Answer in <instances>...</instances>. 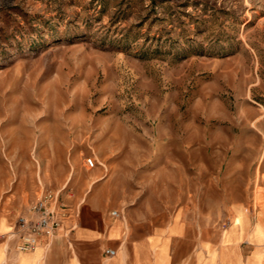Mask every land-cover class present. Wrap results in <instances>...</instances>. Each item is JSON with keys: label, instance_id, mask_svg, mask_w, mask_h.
<instances>
[{"label": "rangeland", "instance_id": "1", "mask_svg": "<svg viewBox=\"0 0 264 264\" xmlns=\"http://www.w3.org/2000/svg\"><path fill=\"white\" fill-rule=\"evenodd\" d=\"M169 171L264 206V0H0V208Z\"/></svg>", "mask_w": 264, "mask_h": 264}, {"label": "crops", "instance_id": "2", "mask_svg": "<svg viewBox=\"0 0 264 264\" xmlns=\"http://www.w3.org/2000/svg\"><path fill=\"white\" fill-rule=\"evenodd\" d=\"M167 173L122 198L116 182L96 183L29 249L16 219L35 214L0 208V264H264V206L243 182Z\"/></svg>", "mask_w": 264, "mask_h": 264}, {"label": "built area", "instance_id": "3", "mask_svg": "<svg viewBox=\"0 0 264 264\" xmlns=\"http://www.w3.org/2000/svg\"><path fill=\"white\" fill-rule=\"evenodd\" d=\"M88 166H94L92 157L86 158ZM30 210L35 217L20 215L16 219L18 228L23 231L18 244L19 249L32 248L41 234H52L61 226L63 220L69 215V206L59 200L58 193L52 191L42 192L30 205ZM113 253V249L106 250Z\"/></svg>", "mask_w": 264, "mask_h": 264}]
</instances>
